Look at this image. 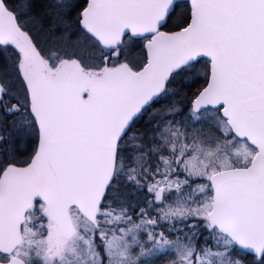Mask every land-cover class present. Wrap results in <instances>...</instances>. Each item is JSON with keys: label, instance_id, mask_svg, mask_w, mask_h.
Segmentation results:
<instances>
[{"label": "snow or ice", "instance_id": "snow-or-ice-1", "mask_svg": "<svg viewBox=\"0 0 264 264\" xmlns=\"http://www.w3.org/2000/svg\"><path fill=\"white\" fill-rule=\"evenodd\" d=\"M0 264H264V0H0Z\"/></svg>", "mask_w": 264, "mask_h": 264}]
</instances>
